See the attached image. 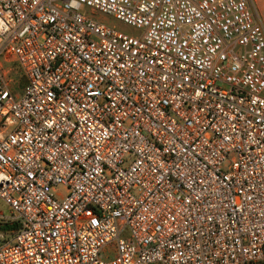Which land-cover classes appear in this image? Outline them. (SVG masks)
I'll use <instances>...</instances> for the list:
<instances>
[{
  "label": "built area",
  "instance_id": "built-area-1",
  "mask_svg": "<svg viewBox=\"0 0 264 264\" xmlns=\"http://www.w3.org/2000/svg\"><path fill=\"white\" fill-rule=\"evenodd\" d=\"M1 226L0 264H264L252 0H0Z\"/></svg>",
  "mask_w": 264,
  "mask_h": 264
},
{
  "label": "rangeland",
  "instance_id": "rangeland-1",
  "mask_svg": "<svg viewBox=\"0 0 264 264\" xmlns=\"http://www.w3.org/2000/svg\"><path fill=\"white\" fill-rule=\"evenodd\" d=\"M252 10L256 16V19L263 24L264 26V0H252ZM97 17L109 24L118 26L125 32L132 33L134 30L127 25L119 23L118 21L114 20L112 17H107L103 15H97Z\"/></svg>",
  "mask_w": 264,
  "mask_h": 264
},
{
  "label": "trees",
  "instance_id": "trees-1",
  "mask_svg": "<svg viewBox=\"0 0 264 264\" xmlns=\"http://www.w3.org/2000/svg\"><path fill=\"white\" fill-rule=\"evenodd\" d=\"M9 228L7 227V226H1L0 227V230H2V231H6V230H8Z\"/></svg>",
  "mask_w": 264,
  "mask_h": 264
}]
</instances>
